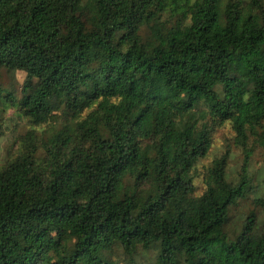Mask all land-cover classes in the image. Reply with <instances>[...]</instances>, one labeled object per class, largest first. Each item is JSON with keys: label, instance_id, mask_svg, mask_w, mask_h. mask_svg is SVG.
Returning a JSON list of instances; mask_svg holds the SVG:
<instances>
[{"label": "trees", "instance_id": "obj_1", "mask_svg": "<svg viewBox=\"0 0 264 264\" xmlns=\"http://www.w3.org/2000/svg\"><path fill=\"white\" fill-rule=\"evenodd\" d=\"M12 106L31 128L0 167V264H264V181L234 216L261 185L264 0H0ZM227 125L241 168L228 147L198 196Z\"/></svg>", "mask_w": 264, "mask_h": 264}, {"label": "rangeland", "instance_id": "obj_2", "mask_svg": "<svg viewBox=\"0 0 264 264\" xmlns=\"http://www.w3.org/2000/svg\"><path fill=\"white\" fill-rule=\"evenodd\" d=\"M148 31H143L144 37ZM26 74L24 72H8L4 73L2 80V87L5 90V94L13 93L17 98V101L21 97V88L23 82L25 81ZM0 127L2 128L3 135L0 137V167L4 163L7 157V150L14 144V140L22 135L26 130L31 128L27 120L21 115L18 110V106L7 107L5 112L0 115ZM234 133L231 126L227 125L224 128L218 130L215 134L213 146L209 154L202 159L197 165V170L200 176L196 179V195H201L205 191V185L203 182V173L209 164L217 157L223 155L227 148L230 147L231 159L229 164V173H236L239 171L242 165L241 152L236 150L233 145ZM249 171L256 175V179L261 184L258 186V190L255 195L252 194L248 202L243 203L238 211L234 213L235 219L239 216L245 214L246 208L250 203L263 194L262 185L264 181V160L262 156V151L260 148L257 149L256 153L253 155L250 161ZM262 190V191H261ZM260 212V211H259ZM156 256L155 252H150V259ZM137 261L145 262L146 257L139 256Z\"/></svg>", "mask_w": 264, "mask_h": 264}]
</instances>
